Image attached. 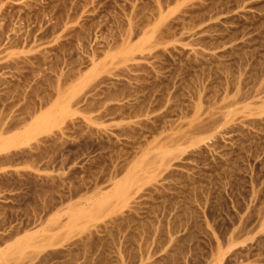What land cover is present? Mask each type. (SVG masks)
I'll return each mask as SVG.
<instances>
[{
    "label": "rangeland",
    "instance_id": "rangeland-1",
    "mask_svg": "<svg viewBox=\"0 0 264 264\" xmlns=\"http://www.w3.org/2000/svg\"><path fill=\"white\" fill-rule=\"evenodd\" d=\"M69 251L264 264V0H0V264Z\"/></svg>",
    "mask_w": 264,
    "mask_h": 264
},
{
    "label": "bare ground",
    "instance_id": "bare-ground-1",
    "mask_svg": "<svg viewBox=\"0 0 264 264\" xmlns=\"http://www.w3.org/2000/svg\"><path fill=\"white\" fill-rule=\"evenodd\" d=\"M228 116H229V115H228ZM226 117H227V116H226ZM220 119H221V118H220ZM230 119H231V118H230ZM230 119H229V120H230ZM204 120H205V119H204ZM213 120H214V119H213ZM213 120H212V122H213ZM209 121H210V120H209ZM209 121H208V122H209ZM215 121H216V120H215ZM217 121H218V120H217ZM219 121H220V120H219ZM226 121H227V120H226ZM259 122H260V121H259ZM262 122H263V121H262ZM199 123H200V122H199ZM203 123H204V122H203ZM206 123H207V122H206ZM213 123H214V122H213ZM227 123H228V122H227ZM248 123H249V122H248ZM252 123H253V122H252ZM260 124H261V123H260ZM212 125H215V124H212ZM223 125H224V124H223ZM250 125H251V124H250ZM200 126H201V125H200ZM200 126H199V127H200ZM203 126H204V125H203ZM224 126H225V125H224ZM255 126H256V124H255ZM217 127H218V126H217ZM253 127H254V125H253ZM261 127H263V126H261ZM261 127H260V128H261ZM197 128H198V127H197ZM197 128H195V129H197ZM206 128H207V127H206ZM257 128H258V127H257ZM204 129H205V128H204ZM208 129H209V127H208ZM219 129H220V128H219ZM233 129H234V128H233ZM210 130H211V129H210ZM236 130H237V129H236ZM205 131H206V130H205ZM212 131H213V130H212ZM221 131H222V130H221ZM243 131H244V130H243ZM248 131H249V130H248ZM237 132H238V131H237ZM201 133H202V132H201ZM203 133H204V131H203ZM208 133H210V132H207V134H208ZM250 133H251V132H250ZM257 133H258V132H257ZM211 134H212V133H211ZM212 135H214V134H212ZM243 135H244V134H243ZM245 135H246V133H245ZM249 136H251V135H249ZM254 138H255V137H254ZM254 138L252 137V139H254ZM236 139H237V138H236ZM245 139H246V138H245ZM245 139H244L243 141H245ZM248 139H250V137H249ZM248 139H247V140H248ZM252 139H251V140H252ZM247 140H246V141H247ZM257 141H258V140H257ZM239 142H240V141H239ZM250 142H253V140H252V141H249V143H250ZM197 143H198V142H197ZM245 143H246V142H245ZM258 143H259V142H258ZM238 144H239V143H238ZM241 145H242V144H241ZM258 146H259V145H258ZM238 147H239V146H238ZM240 147H242V146H240ZM239 150H240V149H239ZM235 153H236V152H235ZM225 164H226V163H225ZM127 183L130 184V182H127ZM127 183H126V184H127ZM115 185H117V184H115ZM118 187H119V186H118ZM123 187H125V188L123 189V188L121 187V188H122L121 190H120L119 188L116 187L117 190H118V194H119L118 196H120V197H116V198H113V199H117V198H118V199H120V198H121V199H122V198H125V199H126L127 197H130V196H131V195L129 196L130 193H129V194L127 193L128 190H130V189H128L127 187L130 188L131 186H130V185H127V187H126V186L124 185ZM130 192H131V190H130ZM132 192H133V191H132ZM131 194H132V193H131ZM103 195H104V194H103ZM99 196H100V195H99ZM131 198H132V196H131ZM106 199H107V197H106ZM134 199H136V197H135ZM108 200H110V199H108ZM129 200H130V199H129ZM136 200H137V199H136ZM103 201H104V200H103ZM112 201H113V200H112ZM131 201L133 202V200H131ZM95 202H96V201H95ZM95 202H94V203H95ZM97 202H98V201H97ZM104 202H107V200L104 201ZM115 202H117V201L115 200ZM115 202L113 201L114 204H115ZM137 202H138V200H137ZM101 203H102V202H100L99 205H100ZM121 203H122V202H121ZM133 203H134V202H133ZM133 203H132V204H133ZM138 203H139V202H138ZM96 204H97V203H96ZM102 204H104V203H102ZM102 204L100 205V208H97V207H96V208L98 209V211H99V209L104 208ZM107 204L110 205V206L114 205V204H112V202H111L112 205L110 204V202H107ZM117 204H118V203H117ZM130 204H131V203H130ZM139 204H140V203H139ZM104 205H106V204H104ZM108 205H107V206H108ZM96 206H98V204H97ZM110 206H109L108 208H110ZM117 206H118V205H117ZM123 206H124V205H123ZM129 206H130V205H129ZM129 206H128V208H130ZM113 207H114V206H113ZM115 207H116V206H115ZM131 207H132V206H131ZM106 208H107V207H106ZM111 208H112V207H111ZM111 208H110V209H111ZM128 208H127V209H128ZM117 209H118V208H117ZM121 209H123V208H121ZM93 210H94V209H93ZM93 210H91V212H92ZM102 210H105V209H102ZM106 210H108V209H106ZM114 210H115V209H114ZM119 210H120V209H118L117 211H119ZM132 210H133V209H132ZM137 210H139V209H137ZM98 211H97V213H98V214H101V212L99 213ZM122 211H123V210H122ZM122 211H121V212H122ZM128 211H129V210H128ZM88 212H89V211H88ZM95 212H96V209H95V211H94V216H95V215L98 216V214H95ZM104 212H105V211H103L102 213H104ZM108 212H109V211H108ZM124 212H125V211H124ZM126 212H127V211H126ZM126 212H125V213H126ZM129 212H130V211H129ZM136 212H138V211H136ZM110 213H111V212H110ZM110 213H109V214H110ZM117 213H118V212H117ZM122 213H123V212H122ZM79 214H80V213H79ZM105 214H106V212H105ZM120 214H121V213H120ZM137 214H138V213H137ZM86 215L88 216V213H86ZM86 215H85V216H86ZM89 215H90V214H89ZM113 215H114V214H113ZM118 215H119V214H118ZM122 215H123V214H122ZM127 215H128V213H127ZM68 216H69V215H68ZM92 216H93V215H92ZM94 216H93V217H94ZM97 216L94 217V220H95V218H96ZM106 216H107V215H106ZM114 216H115V215H114ZM129 216H130V215H129ZM75 217H77V216H75ZM75 217H74V218H75ZM90 217H91V215H90ZM98 217H100V216H98ZM119 217H120V216H119ZM122 217H123V216H122ZM124 217H126V216H124ZM130 217H131V216H130ZM132 217H133V216H132ZM77 218H78V217H77ZM79 218H80V217H79ZM101 218H102V216H101ZM105 218H106V217H105ZM97 219H99V218H96V220H97ZM124 219H125V218H124ZM119 220H120V219H119ZM121 220H122V218H121ZM126 220H127V219H126ZM128 220H129V219H128ZM128 220H127V222H126L127 224L124 223L125 225H130V224H128V223H129ZM75 221H76V218H75ZM77 221H78V219H77ZM77 221H76V222H73V223H77ZM99 221H100V220H98V222H99ZM111 221H112V220H111ZM111 221H109V222H111ZM124 221H125V220H124ZM137 221H138V220H137ZM113 222H114V225H115V224L118 225V224H117L118 221H117V222H116V221H113ZM135 222H136V219H135ZM73 223H72V224H73ZM77 224H78V223H77ZM101 224H102V223H101ZM103 224H104V223H103ZM108 224H110V223H108ZM137 224H138V223H137ZM94 225H96V224H94ZM98 225H99V224H98ZM116 225H115V227H116ZM120 225H121V224H120ZM71 226H72V225H71ZM71 226H70V227H71ZM74 226H77V225L74 224L73 227H74ZM109 226H110V225H109ZM122 226H123V225H122ZM132 226H133V225H132ZM132 226H131V227H132ZM66 227H67V226H66ZM99 227H100V225H99ZM101 227H102V226H101ZM117 227H118V226H117ZM117 227H116L115 229L118 230ZM120 227H121V226H120ZM125 227H126V226H124V229L122 230L123 232H124L125 230H127V229H125ZM129 227H130V226H129ZM133 227H136V225L133 226ZM71 228H72V227H71ZM139 228H140V227H139ZM72 229H73V228H72ZM95 229H96V228H95ZM99 229H100V228H99ZM115 229L113 228V230H115ZM135 229H136V228H135ZM135 229H134V230H135ZM83 230H84V229H83ZM110 230H111V229H110ZM113 230H111V231H113ZM119 230H120V228H119ZM130 230L132 231V229H130ZM94 231H95V230H94ZM111 231H110V233H111ZM136 231H138V229H137ZM88 232H90V231H88ZM91 232H92V231H91ZM120 232H121V231H120ZM138 232H139V231H138ZM80 233H81V232H80ZM85 233H87V232H85ZM97 233H98V232H97ZM97 233H96V234H97ZM106 233H107V232H106ZM106 233H105V234H106ZM112 233L115 234L114 232H112ZM116 233H117V232H116ZM118 233H119V232H118ZM121 233H122V232H121ZM121 233H120V234H121ZM94 234H95V233H94ZM96 234H95V235H96ZM108 234H109V231H108ZM103 235H104V234H103ZM121 235H122V234H121ZM126 235H127V234H126ZM89 236H90V235H89ZM109 236H110V234H109ZM111 236H112V235H111ZM111 236H110V237H111ZM113 236H114V235H113ZM119 236H120V235H119ZM119 236H116V239H117ZM123 236H125V235H123ZM129 236H130V235H129ZM101 237H103V236H101ZM104 237H105V236H104ZM114 237H115V236H114ZM127 237H128V236H127ZM133 237H134V236H133ZM81 238L83 239V237H81ZM88 238H89V237H88ZM95 238H96V237H95ZM95 238H94V239H95ZM99 238H100V237H99ZM106 238H107V235H106ZM89 239H90V238H89ZM110 239H112V238H110ZM119 239H120V238H119ZM128 239H130V238L128 237ZM75 240H76V239H75ZM79 240H80V239H79ZM84 240H85V239H84ZM86 240H88V239H86ZM86 240H85V241H86ZM103 240H104V238H102V241H103ZM112 240H113V239H112ZM114 240H115V238H114ZM126 240H127V239H126ZM126 240H125V241H126ZM77 241H78V240H77ZM81 241H82V240H81ZM94 241L97 242V240H94ZM99 241H100V240H99ZM99 241H98V242H99ZM102 241H100L99 244L95 242L96 245L98 244L97 246H95V243H93L92 240L90 241L89 244L91 245V242H92V243L94 244V245H93L94 247H98V246L100 247V245H102L101 243H104V242H102ZM109 241H111V240H109ZM117 241H118V240H116V241H114V242L116 243ZM88 242H89V241H88ZM88 242H87V241L85 242L86 245H88ZM114 242H113V243H114ZM119 242H120V241H119ZM72 243H73V242H72ZM83 243H84V242L82 241V243H79V244H83ZM115 243H114V245H115ZM117 243H118V242H117ZM110 244L112 245V242H111V243L109 242V245H110ZM118 244H119V243H118ZM73 245H74V244H73ZM86 245H85V246H86ZM90 245H89V246H90ZM109 245H108V246H109ZM68 246H69V245H68ZM79 246H80V247H79ZM79 246H78V247L82 250L81 245H79ZM71 247H72V246H71ZM90 247H91V246H90ZM99 247H98V248H99ZM103 247H104V246H103ZM101 248H102V246H101ZM101 248H100V249H101ZM105 248H106V247H105ZM70 249H71V248H69L68 250H70ZM71 250H72V249H71ZM75 250H76V252H77L79 249H78V250L75 249ZM86 250H87V249H86ZM104 250H105V249H104ZM13 251H15V250H13ZM20 251H21V250H20ZM66 251H67V250H66ZM87 251H88V250H87ZM90 251H94V254H95V253H96L95 251H97V250H93V249H92V250H90ZM98 251H99V249H98ZM64 252H65V251H64ZM69 252H70V251H69ZM71 252H73V251H71ZM71 252H70L69 254L72 256V257H71L72 259L70 258V259H69L70 261H69V262H66V264H75V263H76L75 261H76V258H77V256H78V253H76V252L74 251L75 254H76V255H74V254L71 253ZM83 252L85 253L84 250H83ZM106 252H107V251H106ZM1 253H4V251L1 252ZM86 253H87V252H86ZM59 254H60V252H59ZM63 254H64V253H63ZM98 254H100V252H98L97 255H98ZM56 255H57V254H56ZM73 255H74V256H73ZM102 255H103V254H102ZM2 256H3V255H2ZM64 256H66V254H65ZM64 256H63V257H64ZM103 256H104V255H103ZM3 257H4V256H3ZM46 257H47V256H46ZM68 257H69V256H68ZM50 258H51V257H50ZM84 258H85V257H84ZM91 258H93V257H91ZM54 259H55V258H54ZM60 259H62V258H60ZM64 259H65V258H64ZM80 259H81V258H80ZM95 259H96V257H95ZM62 260H63V259H62ZM90 260H91V259H90ZM90 260H89V261H90ZM97 260H98V259H97ZM41 261H42V260H41ZM46 261H47V260H46ZM46 261H45V262H46ZM101 261H102V260H101ZM90 262H91V261H90ZM102 263H103V262H102ZM64 264H65V263H64ZM98 264H100V263H98Z\"/></svg>",
    "mask_w": 264,
    "mask_h": 264
}]
</instances>
